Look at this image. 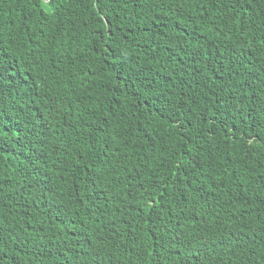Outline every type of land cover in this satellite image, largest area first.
Here are the masks:
<instances>
[{
  "label": "trees",
  "instance_id": "trees-1",
  "mask_svg": "<svg viewBox=\"0 0 264 264\" xmlns=\"http://www.w3.org/2000/svg\"><path fill=\"white\" fill-rule=\"evenodd\" d=\"M0 264H264V0H0Z\"/></svg>",
  "mask_w": 264,
  "mask_h": 264
}]
</instances>
